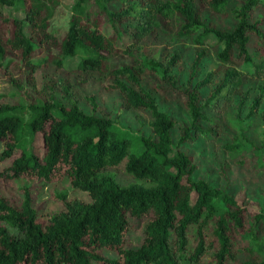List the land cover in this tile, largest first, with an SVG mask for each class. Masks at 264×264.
<instances>
[{"label":"trees","instance_id":"trees-1","mask_svg":"<svg viewBox=\"0 0 264 264\" xmlns=\"http://www.w3.org/2000/svg\"><path fill=\"white\" fill-rule=\"evenodd\" d=\"M87 2L74 1L59 39L49 28L56 0H0V56L6 47L16 52L30 76L48 63L63 68L65 60L78 58V72L88 79L108 77L109 88L119 91L125 106L149 116L151 133L134 135L86 111L68 78L49 77L42 97L28 104H11L0 93V164H5L0 180L67 179L89 197L84 201L57 193L62 209L43 221L28 189L23 188L20 201L0 194V264H264V211L240 205L232 193L198 177L188 146L216 135L221 125L216 114L228 105L236 104L239 122L260 114L264 30L256 12L264 10V0H96L114 35L105 34L100 18L88 16ZM201 2L231 23L212 25L199 9ZM7 7L24 17L7 15ZM157 31L198 45L185 98H179L186 125L161 109L142 82L149 70L179 86L172 71L181 67L182 51L160 56L142 51L140 43ZM123 32L131 40L119 47ZM209 36L226 66L201 75ZM43 46L55 47L56 55L34 59ZM135 51L140 56L130 64L109 66L108 54ZM239 65L250 68V84L245 85L249 76ZM4 68L8 72V65ZM56 88L67 104L58 102ZM87 100L95 109V96ZM36 135L42 137L41 153L32 149ZM222 147L234 151L240 145ZM109 168H121L131 180L121 184ZM132 219L137 227L143 223L136 249L125 245L135 226ZM105 250L118 257H107Z\"/></svg>","mask_w":264,"mask_h":264},{"label":"rangeland","instance_id":"rangeland-1","mask_svg":"<svg viewBox=\"0 0 264 264\" xmlns=\"http://www.w3.org/2000/svg\"><path fill=\"white\" fill-rule=\"evenodd\" d=\"M75 0H56L53 7V15L49 21V28L56 31L60 39L68 26V20L71 14L70 7ZM199 9L203 11L204 16L214 26L224 27L231 23L228 16L218 15L211 10L205 2L199 4ZM100 6L96 0H88L87 13L91 19L100 18L103 23V31L107 35H114V31L106 21V17L100 12ZM6 14L11 17L22 19L24 13L13 7L6 8ZM101 14V15H99ZM256 18L261 19V28L264 30V10L256 12ZM27 36L30 35L27 28L24 29ZM118 41L119 47L127 44L131 37L123 32ZM142 51L148 55H164L168 52L180 50L183 53L182 65L180 68H174L172 74L178 81L179 86H175L172 80H165L152 71H147L143 79V84L152 90L161 109L168 111L180 124H187V112L179 102V98L184 99L183 93L188 86L190 65L193 61L197 44L190 38H176L167 33L155 32L145 38L140 43ZM207 54L201 65L202 74L210 69L221 71L226 65L222 64L217 58L216 52L218 44L216 40L209 36L205 39ZM56 55L57 49L53 46H43L36 50L34 59L40 60L46 54ZM141 52L135 51L133 54L113 53L107 55L108 64L111 67L123 66L130 64L133 56H140ZM78 58L65 60L63 68H58L48 63L38 68L31 76L24 66L19 55L5 48L4 55L0 56V93L4 95L5 100L9 103L22 102L28 104L42 97L40 91L45 85V81L51 78L63 77L68 78L73 84L74 94L79 98L81 106L88 112L95 111L100 116H106L113 123L124 130L132 132L134 135L141 133H151L148 126L149 116L140 110L125 106L123 97L119 91L109 88V78L94 75L88 79V75L81 74L76 70ZM4 65H8V72ZM234 67V66H231ZM247 72L249 76L250 68L247 65L236 66ZM88 79V80H87ZM251 83L250 76L245 81V85ZM55 96L58 102L67 104V100L60 88H56ZM95 96L96 108L87 100V97ZM236 104L228 105L216 114V119L220 122L219 130L212 139L198 141L189 144L192 149L194 160L198 164L197 176L209 180L212 185L220 186L232 193L238 203L248 207L252 211H264V103L261 107L260 114L248 120L239 122L237 117ZM246 110L241 116L244 117ZM246 138V139H244ZM239 144L240 148L230 151L222 147V144ZM42 137L36 135L32 142V149L42 152ZM245 160V164H240L239 160ZM5 164H0V170ZM109 173L121 183L126 184L131 180L121 168H109ZM28 189L34 207L37 209L39 218L45 221L54 212L62 209L61 203L54 198L59 192L67 194L68 198H81L84 201L89 200L88 195L80 190L73 189L67 179L56 182L45 183L36 179H18L9 182L0 180V194L11 197L20 201L24 196V189ZM135 225L129 232L126 239V247L138 248L140 244V233L143 223L140 227L136 226L137 221L132 219ZM136 227V228H135ZM104 254L109 258L118 257V253L105 250ZM199 264H205L201 262Z\"/></svg>","mask_w":264,"mask_h":264}]
</instances>
